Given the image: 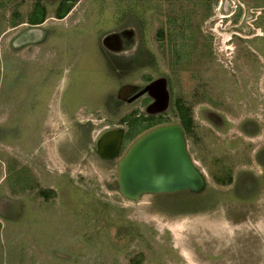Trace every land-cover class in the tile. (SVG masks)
<instances>
[{"label":"rangeland","instance_id":"rangeland-1","mask_svg":"<svg viewBox=\"0 0 264 264\" xmlns=\"http://www.w3.org/2000/svg\"><path fill=\"white\" fill-rule=\"evenodd\" d=\"M249 1L0 0V264H264V9ZM169 124L207 181L124 197L118 162Z\"/></svg>","mask_w":264,"mask_h":264},{"label":"water","instance_id":"water-1","mask_svg":"<svg viewBox=\"0 0 264 264\" xmlns=\"http://www.w3.org/2000/svg\"><path fill=\"white\" fill-rule=\"evenodd\" d=\"M121 138L120 130L102 134L96 143L99 154L107 158L116 155ZM117 168L120 193L132 199L143 193L197 189L207 181L190 158L183 129L176 124L146 133L127 151Z\"/></svg>","mask_w":264,"mask_h":264},{"label":"flooded vegetation","instance_id":"flooded-vegetation-1","mask_svg":"<svg viewBox=\"0 0 264 264\" xmlns=\"http://www.w3.org/2000/svg\"><path fill=\"white\" fill-rule=\"evenodd\" d=\"M246 3H247V4H248V3L251 4L254 8H255V7H259V8H261V9H264V0H256V3L252 2V1H249V2H246ZM251 30H255V29H254V28H251V27H248V26H246V27L243 28V31H244L245 33H249ZM259 33H261L262 36H260V37H258V38H259V40L263 41V43H264V28L261 29ZM261 53H262V55L264 56V50H262ZM254 59H255V57H254ZM254 61H255L256 63L259 62L257 59H255ZM259 63H262V64L264 65V61H262V60H260ZM258 66L260 67V65H258ZM201 77H202V76H201ZM201 77H199V78H201ZM262 81H264V80L262 79ZM263 169H264V166H263ZM262 173L264 174V171H262ZM232 183H234V182H232Z\"/></svg>","mask_w":264,"mask_h":264},{"label":"trees","instance_id":"trees-1","mask_svg":"<svg viewBox=\"0 0 264 264\" xmlns=\"http://www.w3.org/2000/svg\"><path fill=\"white\" fill-rule=\"evenodd\" d=\"M66 11V10H65ZM65 11L63 10L59 15V17H62L64 14H65ZM43 19V18H42ZM39 20L38 22H36V23H41L43 20ZM182 126L184 127V129H188V122H187V120L184 118L183 119V122H182ZM217 182H221V183H225V181L224 180H216Z\"/></svg>","mask_w":264,"mask_h":264},{"label":"bare ground","instance_id":"bare-ground-1","mask_svg":"<svg viewBox=\"0 0 264 264\" xmlns=\"http://www.w3.org/2000/svg\"><path fill=\"white\" fill-rule=\"evenodd\" d=\"M227 34V33H226ZM228 37L227 35H224V38Z\"/></svg>","mask_w":264,"mask_h":264},{"label":"crops","instance_id":"crops-1","mask_svg":"<svg viewBox=\"0 0 264 264\" xmlns=\"http://www.w3.org/2000/svg\"><path fill=\"white\" fill-rule=\"evenodd\" d=\"M33 24L37 25V24H40V23H33ZM0 108H1V107H0Z\"/></svg>","mask_w":264,"mask_h":264}]
</instances>
